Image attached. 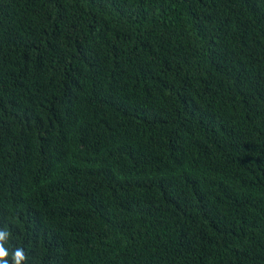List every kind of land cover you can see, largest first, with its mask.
<instances>
[{
    "label": "trees",
    "instance_id": "1",
    "mask_svg": "<svg viewBox=\"0 0 264 264\" xmlns=\"http://www.w3.org/2000/svg\"><path fill=\"white\" fill-rule=\"evenodd\" d=\"M2 229L26 264H264V0H0Z\"/></svg>",
    "mask_w": 264,
    "mask_h": 264
},
{
    "label": "clouds",
    "instance_id": "2",
    "mask_svg": "<svg viewBox=\"0 0 264 264\" xmlns=\"http://www.w3.org/2000/svg\"><path fill=\"white\" fill-rule=\"evenodd\" d=\"M10 235L7 229L0 230V264H26L28 257L23 248L15 247L10 251L6 247Z\"/></svg>",
    "mask_w": 264,
    "mask_h": 264
}]
</instances>
